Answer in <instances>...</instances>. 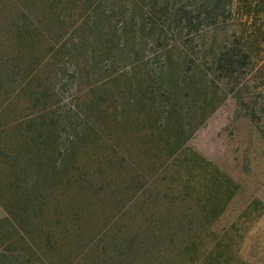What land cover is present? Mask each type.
Returning a JSON list of instances; mask_svg holds the SVG:
<instances>
[{
	"label": "trees",
	"instance_id": "obj_1",
	"mask_svg": "<svg viewBox=\"0 0 264 264\" xmlns=\"http://www.w3.org/2000/svg\"><path fill=\"white\" fill-rule=\"evenodd\" d=\"M229 1L209 0L205 18L217 22L234 2ZM105 3L0 0V264H184L188 256L189 234L198 229L192 203L145 208L134 203L150 174L185 142L176 93L160 92L171 85L167 68L147 95L130 87L115 107L93 83L59 119L41 106L46 96H55L56 81L66 73L62 63L80 47L86 48V63L74 65L72 72L81 79L93 69L95 47L99 54L109 52L115 34L112 15L99 9ZM184 5L149 0V18L157 22L151 28L177 23L185 30L203 23L202 12ZM80 7L93 13L81 16ZM235 45L224 47L216 59L218 74L231 82L249 61ZM259 94L248 107L253 116L264 109ZM142 105H152L155 118L149 139L141 141L134 137L139 127L131 124ZM122 120L130 126L120 128Z\"/></svg>",
	"mask_w": 264,
	"mask_h": 264
},
{
	"label": "rangeland",
	"instance_id": "obj_2",
	"mask_svg": "<svg viewBox=\"0 0 264 264\" xmlns=\"http://www.w3.org/2000/svg\"><path fill=\"white\" fill-rule=\"evenodd\" d=\"M105 1L99 9L112 15L115 34L109 52L99 54L95 47L93 69L88 79H81L72 72L74 65L86 63V48L80 47L72 60L62 63L66 73L59 74L55 96H44L41 106L59 119L84 99L93 83L106 92L105 103L115 107L130 87L147 95L165 66L171 85L160 92L176 93L185 117V142L159 172L150 174L134 203L141 208L192 203L198 229L189 234L184 264H264V109L253 116L248 108L258 93L264 107V0H234L217 22L205 18L209 0H178L202 12L203 23L185 30L177 23L152 29L157 22L149 18V0ZM80 10L81 16L93 13L91 7ZM83 20L74 23L73 31ZM234 43L249 54V61L231 82L218 74L216 59ZM47 64L39 66L44 71ZM151 106H140L132 117L131 125L139 127L134 137L141 141L149 139L154 125ZM161 121L167 123L166 118ZM119 125L130 126L123 120Z\"/></svg>",
	"mask_w": 264,
	"mask_h": 264
}]
</instances>
